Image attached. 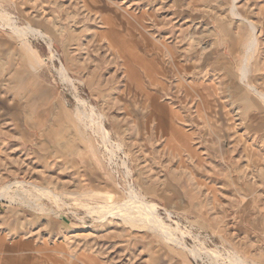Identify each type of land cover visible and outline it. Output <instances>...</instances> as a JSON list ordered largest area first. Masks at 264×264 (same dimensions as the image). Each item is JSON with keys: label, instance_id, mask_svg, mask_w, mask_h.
Instances as JSON below:
<instances>
[{"label": "rangeland", "instance_id": "374dc122", "mask_svg": "<svg viewBox=\"0 0 264 264\" xmlns=\"http://www.w3.org/2000/svg\"><path fill=\"white\" fill-rule=\"evenodd\" d=\"M0 16V264H264V0H0Z\"/></svg>", "mask_w": 264, "mask_h": 264}, {"label": "bare ground", "instance_id": "6f19581e", "mask_svg": "<svg viewBox=\"0 0 264 264\" xmlns=\"http://www.w3.org/2000/svg\"><path fill=\"white\" fill-rule=\"evenodd\" d=\"M238 15V14H237ZM239 17V16H238ZM0 19H1V16H0ZM242 21H244L245 19H241ZM246 21H249V20H246ZM15 34L18 35V37L20 38H25L27 35L31 34V33H34L36 32L35 29H33L31 26H28L26 28H20L16 25H14L13 23H11L9 25ZM251 28L254 30V26L252 24V22H250V25ZM37 33V32H36ZM254 39V38H253ZM257 44V38L254 39V41L250 44V47L248 48V54L250 52H252L253 48L256 46ZM248 56H246L245 58V64L243 65V68L241 69V75H242V78L243 79H247V74H248ZM63 75V74H62ZM63 78V77H62ZM68 81V80H66ZM71 81V80H69ZM241 82V81H240ZM252 91V90H251ZM256 93L259 94L260 98L264 101V92H262L261 90H258L256 89L255 90ZM248 96V95H247ZM251 97V96H250ZM258 98V97H257ZM258 100V99H257ZM241 103V102H240ZM244 104V103H243ZM246 104V103H245ZM256 104V103H255ZM261 104V103H260ZM255 106V105H254ZM249 107V106H248ZM239 109V107H238ZM245 110V109H244ZM238 111V110H237ZM248 112V111H247ZM258 113V112H257ZM261 114V113H260ZM243 115V114H242ZM246 118H244L245 120ZM82 120V119H81ZM99 133H101L103 135V139L105 142H108L107 141V136L105 135V133L99 129L98 130ZM75 140L73 139V137L69 138V139H63V141H61L64 146H71V144L74 142ZM34 188V187H33ZM9 190V187H6V188H3L0 190V198H3L6 196V195H9L7 193V191ZM38 192V191H37ZM131 195H134V189L131 187ZM49 196V195H48ZM134 197V196H133ZM9 201L13 200L11 199V197H9ZM14 202V201H13ZM126 208H129V207H137V209H139L141 211V214L142 216H144V218H146L147 221H149L152 225L153 228H155L159 233H161L163 235V237L168 241V242H171V243H175L179 246H184V240L183 238H179L177 237L176 235L180 232L179 231V228H176L174 229L173 227L165 224L162 220V218L159 216L158 212H157V207L155 204H152V203H148L144 200L140 201L139 198L136 197L135 200H131L129 202H127L126 204ZM118 207V205H113V206H101V207H98V210L99 211H102L103 213H110L112 212V210H116ZM97 208V207H95ZM119 208V207H118ZM123 208V209H122ZM120 209H122V212L126 210V208L122 207ZM92 209V208H91ZM120 209H117V210H120ZM95 211V210H94ZM132 216H136V214H130ZM187 231V230H185ZM178 232V233H177ZM177 233V234H176ZM184 233H182L183 235ZM181 236V235H180ZM184 236V235H183ZM186 236V235H185ZM203 245V244H202ZM201 245V246H202ZM187 247V246H186ZM204 248V247H203ZM187 249L189 250V252L194 255L195 257H199L201 255V253L203 252L202 249H197V248H188ZM205 250V249H204ZM208 251V250H207ZM212 254H214L215 256H218L219 255V252L218 251H210ZM207 256H210L207 254ZM213 258V257H212ZM211 259V258H210ZM214 259V258H213ZM234 259V258H233ZM235 260V259H234ZM215 261V260H214Z\"/></svg>", "mask_w": 264, "mask_h": 264}, {"label": "crops", "instance_id": "0c3cea01", "mask_svg": "<svg viewBox=\"0 0 264 264\" xmlns=\"http://www.w3.org/2000/svg\"><path fill=\"white\" fill-rule=\"evenodd\" d=\"M233 66V65H232ZM233 68H234V66H233ZM165 73V72H164ZM181 74V73H180ZM235 80V79H234ZM238 80V79H237ZM237 80H235L234 82L235 83H238L239 82V80L237 81ZM247 83V82H246ZM150 96V95H149ZM225 98V97H224ZM227 100H228V102H229V106H230V109L232 108V106H237V102H234L233 101V95H232V93L231 94H228V98H226ZM80 135L81 134H79V135H77V136H75L77 139L78 138H80ZM79 141H74L72 144H71V146H64V144L61 142V140H58L57 141V143H58V145L61 147V149L63 150L62 151V153H61V155L59 156V157H64V156H66V155H68L69 157H72L73 156V153H72V149L73 148H75V145L78 143ZM11 251L12 252H10V250H6V248H5V251H4V254L2 255V256H4V258H7V259H11V257H14V256H16V255H18L19 253H13L14 251H13V249H11Z\"/></svg>", "mask_w": 264, "mask_h": 264}]
</instances>
